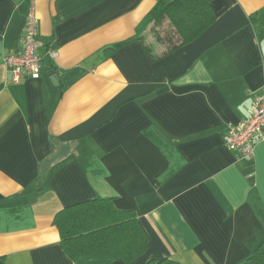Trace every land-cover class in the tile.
<instances>
[{
	"label": "crops",
	"instance_id": "obj_1",
	"mask_svg": "<svg viewBox=\"0 0 264 264\" xmlns=\"http://www.w3.org/2000/svg\"><path fill=\"white\" fill-rule=\"evenodd\" d=\"M155 5L0 0V264H123L71 261L53 224L100 198L134 211L148 237L132 264H249L264 242V141L240 162L224 141L264 84V0H215V24L156 60L139 42L108 50ZM33 7L58 55L16 81L3 58Z\"/></svg>",
	"mask_w": 264,
	"mask_h": 264
},
{
	"label": "trees",
	"instance_id": "obj_2",
	"mask_svg": "<svg viewBox=\"0 0 264 264\" xmlns=\"http://www.w3.org/2000/svg\"><path fill=\"white\" fill-rule=\"evenodd\" d=\"M156 5L142 20L134 37L108 50L116 51L139 42L152 60L167 56L201 37L216 22L215 0H155ZM150 26H166L165 33L144 36ZM40 178L46 180L44 164ZM37 195L34 196L32 201ZM59 230L64 253L73 262L83 258H114L132 264L147 253L148 237L132 210H119L113 198L93 199L66 207L53 221ZM148 264H181L170 259ZM249 264H264V242L249 259Z\"/></svg>",
	"mask_w": 264,
	"mask_h": 264
},
{
	"label": "built area",
	"instance_id": "obj_3",
	"mask_svg": "<svg viewBox=\"0 0 264 264\" xmlns=\"http://www.w3.org/2000/svg\"><path fill=\"white\" fill-rule=\"evenodd\" d=\"M45 50V54L42 51ZM57 57V50L46 49L39 37V20L33 7L28 15L21 46L15 53L4 56L3 62L16 81L21 79H40L44 55ZM226 148L235 153L237 162L252 158L257 143L264 141V84L253 95L248 114L237 125H230L225 136Z\"/></svg>",
	"mask_w": 264,
	"mask_h": 264
},
{
	"label": "rangeland",
	"instance_id": "obj_4",
	"mask_svg": "<svg viewBox=\"0 0 264 264\" xmlns=\"http://www.w3.org/2000/svg\"><path fill=\"white\" fill-rule=\"evenodd\" d=\"M165 31H166V26H164V27H158V28H154L153 26H150L149 28H147V30L146 31H144V36L146 37V36H154L155 37V35H156V33H158V34H161L162 35V33H165Z\"/></svg>",
	"mask_w": 264,
	"mask_h": 264
},
{
	"label": "water",
	"instance_id": "obj_5",
	"mask_svg": "<svg viewBox=\"0 0 264 264\" xmlns=\"http://www.w3.org/2000/svg\"><path fill=\"white\" fill-rule=\"evenodd\" d=\"M52 81L57 85L56 77H52Z\"/></svg>",
	"mask_w": 264,
	"mask_h": 264
}]
</instances>
